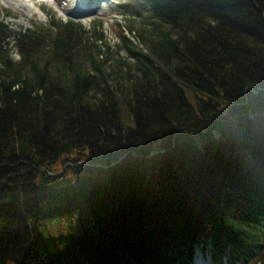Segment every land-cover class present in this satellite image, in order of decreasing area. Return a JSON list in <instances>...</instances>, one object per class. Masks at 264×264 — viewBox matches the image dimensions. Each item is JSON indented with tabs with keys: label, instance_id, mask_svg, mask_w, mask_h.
<instances>
[{
	"label": "trees",
	"instance_id": "1",
	"mask_svg": "<svg viewBox=\"0 0 264 264\" xmlns=\"http://www.w3.org/2000/svg\"><path fill=\"white\" fill-rule=\"evenodd\" d=\"M143 3L0 18V264H264V0Z\"/></svg>",
	"mask_w": 264,
	"mask_h": 264
},
{
	"label": "rangeland",
	"instance_id": "2",
	"mask_svg": "<svg viewBox=\"0 0 264 264\" xmlns=\"http://www.w3.org/2000/svg\"><path fill=\"white\" fill-rule=\"evenodd\" d=\"M74 0H0V9L3 18L14 30H22L28 27H34L36 24H47L49 13L55 18L63 20H79L86 29L94 28L103 32L102 36L94 37L95 42L102 47L109 44L111 47V61L118 60L126 56V51L120 44L119 29L127 27L131 22L135 31L129 33L132 38L136 37L137 30L146 26L151 18V14L143 3V0H102L97 9H92L85 13H76ZM96 3V1H93ZM6 12V13H5ZM121 24V25H120ZM13 44V43H12ZM11 44V45H12ZM14 50V49H13ZM14 59H18L16 52L12 54ZM191 264H197L202 261L204 264H229L224 256L223 261L215 262L209 252L198 250ZM264 251H262L263 254ZM252 256L249 261L259 257Z\"/></svg>",
	"mask_w": 264,
	"mask_h": 264
},
{
	"label": "bare ground",
	"instance_id": "3",
	"mask_svg": "<svg viewBox=\"0 0 264 264\" xmlns=\"http://www.w3.org/2000/svg\"><path fill=\"white\" fill-rule=\"evenodd\" d=\"M93 1H96V3H93ZM101 1L102 0H74L73 2L76 3L74 12L85 13L92 9H97ZM198 262L197 264H204L202 261Z\"/></svg>",
	"mask_w": 264,
	"mask_h": 264
},
{
	"label": "water",
	"instance_id": "4",
	"mask_svg": "<svg viewBox=\"0 0 264 264\" xmlns=\"http://www.w3.org/2000/svg\"><path fill=\"white\" fill-rule=\"evenodd\" d=\"M4 180H0V187L3 186Z\"/></svg>",
	"mask_w": 264,
	"mask_h": 264
}]
</instances>
